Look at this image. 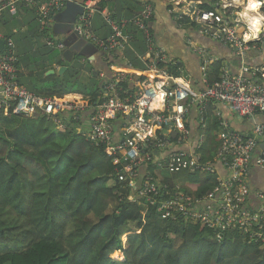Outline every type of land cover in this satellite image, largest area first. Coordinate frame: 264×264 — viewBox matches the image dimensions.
<instances>
[{
	"label": "trees",
	"instance_id": "trees-1",
	"mask_svg": "<svg viewBox=\"0 0 264 264\" xmlns=\"http://www.w3.org/2000/svg\"><path fill=\"white\" fill-rule=\"evenodd\" d=\"M165 1L170 4L175 0ZM122 2L124 20L135 18L143 9L135 0ZM212 5L213 1L205 2L200 8L215 11ZM19 7L29 14V28L22 35L28 46L21 52L14 47L18 84L39 97L77 94L91 107L104 101L105 81L99 75L109 74L113 61L106 60V72L94 70L88 58L78 53L66 62L62 52L38 44L39 39L50 36L49 29H39L35 10ZM105 7L106 0H100L95 16L99 17ZM233 12L230 8L225 11L227 15ZM7 16L15 24L16 16L5 12L0 27L8 24ZM178 24L194 26L185 17ZM124 33L131 36L130 48L124 54L127 63L143 71L138 60L146 52L143 34L132 25L126 26ZM94 34L104 41L112 31L100 19ZM32 40L35 43L31 44ZM253 44L264 47L262 41ZM61 67L66 71L58 75ZM167 70L178 76L175 69ZM223 70L222 61L210 64L207 84L216 83ZM49 71L54 74L46 76ZM147 75L141 74L138 80H146ZM118 86L131 90V81ZM205 117L209 121L206 142L197 151L201 163L212 160L219 145V121L210 111ZM79 124L69 121L60 133L45 116L29 119L0 113V264H264V247L239 232H227L218 238L180 213H175V219L162 220L156 207L159 198L155 205L130 203L127 197L132 191L118 184L117 167L105 153V146L88 144L77 131ZM2 126L14 127L13 133L20 138L10 140ZM153 171L149 167L146 173L170 192L175 181L185 182L189 189L180 190L194 198H202L215 186V176L206 173L158 177Z\"/></svg>",
	"mask_w": 264,
	"mask_h": 264
},
{
	"label": "built area",
	"instance_id": "built-area-1",
	"mask_svg": "<svg viewBox=\"0 0 264 264\" xmlns=\"http://www.w3.org/2000/svg\"><path fill=\"white\" fill-rule=\"evenodd\" d=\"M69 1L0 0V17L5 12L17 16L19 6L23 5L35 10L40 27L45 30L50 17L60 13ZM93 3L94 0H86L83 4L82 14L73 27L76 36L111 59L123 58L131 40L124 30L132 25L144 37L145 58L139 57L144 70L135 72L127 62L124 67L109 63L110 73L99 75L105 81L106 98L92 107L77 94L39 97L18 84L14 42L0 36L5 44L4 51H0V113L29 119L45 116L61 132L69 121L80 123L77 131L88 144L105 146V153L117 167L118 184L132 191L127 197L130 203L144 201L155 205L159 198L156 207L162 220L175 219V213H180L185 220L205 226L218 238L227 232H239L264 247V188H253L250 181L255 171L264 174V124L253 122L249 131L236 132L217 116V152L212 160L201 163L197 151L206 138L203 139L202 133L196 134L195 144H191L187 123L190 109L194 108L197 128L205 130L209 123L205 116L211 104L229 106L242 120L264 118V63L254 69L242 63L236 75L223 70L219 80L208 85L206 70L211 59L198 49L202 88L194 91L185 80L183 68L155 44L149 27L154 17L151 3H144L135 18L120 22L112 12L101 11L102 19L112 31L104 41L97 39L91 30ZM227 9L193 7L183 17L198 27L200 36L231 47L242 60L250 51V44L264 43V33L244 39L246 27L236 12L227 15ZM44 40L48 47L62 48L51 37ZM168 67L175 69L178 76L169 72ZM141 74H148L146 80H138ZM125 81H131L132 91L118 86ZM120 151L121 156H117ZM149 167L158 177L206 173L215 176V186L200 199L184 194L180 188L189 189V185L181 180L173 183L174 191L170 192L166 185L146 173Z\"/></svg>",
	"mask_w": 264,
	"mask_h": 264
},
{
	"label": "crops",
	"instance_id": "crops-1",
	"mask_svg": "<svg viewBox=\"0 0 264 264\" xmlns=\"http://www.w3.org/2000/svg\"><path fill=\"white\" fill-rule=\"evenodd\" d=\"M74 3L83 4L86 0H71ZM123 0H121L122 10L125 4L123 5ZM137 2L142 3V7L144 3L149 2L153 6L154 9V17L149 23V27L151 29L154 41L156 46L162 50L165 56L169 59L175 60L184 71L186 75L185 80L190 84L191 88L196 91L199 90L201 87V71H200V58L198 56V49L203 50L206 55L211 59V63L215 61H222L224 64V70L228 72L230 75H236L239 71L240 64H245L249 68H257L260 67L264 63V47H258L257 45L253 44L250 51H248L245 57L240 60L236 55L234 50L220 42L212 41L208 38L200 36L198 34V27H182L178 24L179 20L183 19L186 13H188L189 9L193 7L200 8V5L205 2H209V0H175L172 3L168 4L165 0H135ZM180 1V2H178ZM100 0H94L93 3V14L91 15V30L94 34V30L99 25L100 19L102 20L101 15L96 17L95 14L98 10V5ZM221 6H223V2H219ZM170 6V8H169ZM114 7H115V0H106V7L104 9L112 12L114 14ZM20 8V7H19ZM75 7L69 8V11L72 13L75 11ZM103 9V10H104ZM218 9V10H219ZM67 9H63L60 13H57L49 19L47 34L49 36L54 35L55 42L57 44H63L66 41L65 35V19H67V14L61 15L63 11ZM102 10V11H103ZM217 10V11H218ZM124 16V15H123ZM19 18L22 28L24 32L28 30L29 26L27 23L29 18V14L23 10L21 7L18 9V14L16 16ZM186 18V17H185ZM239 19V14L237 15ZM17 22V20L15 21ZM189 22V20H188ZM190 23V22H189ZM40 26V25H39ZM41 30V27L39 28ZM15 33L19 32V30L14 31ZM95 35V34H94ZM0 36L1 35L0 33ZM5 37V36H3ZM7 38V37H5ZM70 42V40H69ZM35 43V42H34ZM88 43V42H87ZM37 46V45H36ZM54 50L58 52H64V48H55ZM123 53V58H118L114 56L112 59L108 55H103L100 52H94L92 54L86 55L85 57L88 58L91 65L94 67V70L104 71L106 72V60L113 61L112 65H117L119 67H124L125 63L127 62ZM140 57L145 58V52ZM108 58V59H106ZM139 60V58H138ZM141 66L144 68L142 62L139 60ZM209 64V65H210ZM141 67V68H142ZM142 68V69H143ZM56 70L58 68H55ZM135 72L142 70L140 69H133ZM24 73H28L24 70ZM54 72V71H53ZM210 111L211 115L219 121L223 120L228 123L231 130L236 132H247L251 129V125L253 122L262 123L264 124L263 117H257L254 121H246L237 118L234 112L230 109L229 106L223 104H211L207 109L206 116ZM213 113V114H212ZM219 117V119L217 118ZM188 128L190 129V143L195 144L196 134L205 133V130H201L197 128V115L196 110L194 108L190 109L189 116H188ZM198 129V130H197ZM206 142V140H205ZM205 144V143H204ZM251 186L253 188H264V174L260 171H255L254 176H250Z\"/></svg>",
	"mask_w": 264,
	"mask_h": 264
},
{
	"label": "water",
	"instance_id": "water-1",
	"mask_svg": "<svg viewBox=\"0 0 264 264\" xmlns=\"http://www.w3.org/2000/svg\"><path fill=\"white\" fill-rule=\"evenodd\" d=\"M223 2V0H209V2ZM75 7V11L72 13V11H69V8ZM65 8L66 11H63L61 15L67 14V19H65V35L66 41L63 42L64 45V52L62 53V57L66 62H70L72 60V57L78 53L79 56H86L89 54H92L94 52H97V49L91 44L87 43L82 39H79L76 34L73 32L74 23L76 22V19L79 15L82 14L83 7L81 4L74 3L72 1H69L66 3ZM64 8V9H65ZM212 8H215L218 10L220 8L219 5H212ZM114 16L117 22H120L123 19V10L121 5V0H115V7H114ZM70 40V42H69ZM5 44L4 41L0 38V51H4ZM66 71L65 67H61L58 69L57 74L62 75ZM53 71H49L46 73V76L53 75ZM186 77V75H184Z\"/></svg>",
	"mask_w": 264,
	"mask_h": 264
},
{
	"label": "rangeland",
	"instance_id": "rangeland-1",
	"mask_svg": "<svg viewBox=\"0 0 264 264\" xmlns=\"http://www.w3.org/2000/svg\"><path fill=\"white\" fill-rule=\"evenodd\" d=\"M214 3L215 4H220L219 1L214 2ZM246 4H247V0H239V4L238 5H233L232 2L230 1V4H228V5L227 4H224L223 6L225 8L232 9L234 11V13L236 12L235 14L238 15L241 11L244 10V7H245ZM261 8L259 9V11H261ZM16 20H17V22H15V24H14V21L13 20H10V17L7 16L5 18V21H9V22H8V24L6 26L0 27V33L3 36L10 37V39L13 42H15L14 44H15V46L18 47L19 52H21L22 48L28 46V44H26L25 42H23L22 35L25 32H24V30L22 28V24H21L19 18L16 17ZM16 30H19V32L14 33V31H16ZM50 37L55 42V39H54L55 36L54 35H51ZM33 43L34 42L32 40V43L31 44H33ZM38 44H40L41 46H45L46 45V42H45L44 39L43 40L39 39L38 40ZM61 45H62V48H64V45L63 44H61ZM30 52H32V51H30ZM33 60L35 62H37V59L34 58ZM1 128L6 133V135L9 137L10 140H18L20 138L19 135L15 134V132L13 133L14 127H12V126H2ZM56 131H58V132L61 133V130L59 128H56ZM202 137H203V139H205V134ZM9 245L12 246V244H9Z\"/></svg>",
	"mask_w": 264,
	"mask_h": 264
},
{
	"label": "clouds",
	"instance_id": "clouds-1",
	"mask_svg": "<svg viewBox=\"0 0 264 264\" xmlns=\"http://www.w3.org/2000/svg\"><path fill=\"white\" fill-rule=\"evenodd\" d=\"M262 6L264 0H247L244 10L239 13V19L247 29L244 39L264 33V12L259 11Z\"/></svg>",
	"mask_w": 264,
	"mask_h": 264
},
{
	"label": "bare ground",
	"instance_id": "bare-ground-1",
	"mask_svg": "<svg viewBox=\"0 0 264 264\" xmlns=\"http://www.w3.org/2000/svg\"><path fill=\"white\" fill-rule=\"evenodd\" d=\"M230 1L232 2L233 5H238L239 0H223V4H230Z\"/></svg>",
	"mask_w": 264,
	"mask_h": 264
}]
</instances>
